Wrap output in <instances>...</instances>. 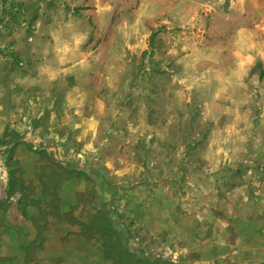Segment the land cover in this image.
Here are the masks:
<instances>
[{
  "label": "rangeland",
  "instance_id": "374dc122",
  "mask_svg": "<svg viewBox=\"0 0 264 264\" xmlns=\"http://www.w3.org/2000/svg\"><path fill=\"white\" fill-rule=\"evenodd\" d=\"M100 1L0 0V264H264V0Z\"/></svg>",
  "mask_w": 264,
  "mask_h": 264
},
{
  "label": "crops",
  "instance_id": "0c3cea01",
  "mask_svg": "<svg viewBox=\"0 0 264 264\" xmlns=\"http://www.w3.org/2000/svg\"><path fill=\"white\" fill-rule=\"evenodd\" d=\"M178 1L179 0H144L145 3L140 10L142 14L150 13L156 15L168 13H189V5L188 3H186V0H181V2ZM100 2L101 6H99V13H114L118 7V0H101ZM252 2L253 0H233V13H242L243 11L241 9L243 8V6L248 4L251 5ZM263 28V25H258L257 27L252 25H238L233 29V109H238V106L240 104L239 102H241L242 99H246L250 96V91L252 89L251 78L253 76V72L256 67L264 66V37H262ZM82 38L77 39V41L79 43H82ZM61 45L71 46L74 44L64 41V43H62ZM113 46L117 47L116 52L120 56V40L116 39L113 42ZM197 54L199 56L205 55L204 52L200 51ZM208 56L209 59H212L214 57V61H216L218 58L217 52L213 51L211 55ZM71 70L72 69L69 67V65L66 64L61 68L60 72H65L66 74L71 72ZM243 106L246 107V105ZM8 195L9 194H7V191L4 190L2 193V197L5 198L6 201L10 200ZM9 219L11 221H17L13 220L11 218V215H9ZM18 219L19 221L22 220L21 218ZM25 231L30 232L31 230ZM10 234L12 237H14L15 234L26 237L28 233L10 232ZM59 251L60 250L58 249V252ZM44 260L45 258H42L37 262L41 264H47L46 262H44ZM72 261L74 262L73 259ZM79 262L81 264H85L83 261ZM63 264H68V262H65ZM69 264L73 263H71L70 261Z\"/></svg>",
  "mask_w": 264,
  "mask_h": 264
}]
</instances>
